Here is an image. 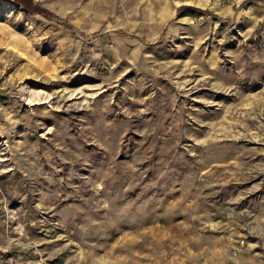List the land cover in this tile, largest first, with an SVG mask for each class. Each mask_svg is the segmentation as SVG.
I'll return each instance as SVG.
<instances>
[{"label":"rangeland","instance_id":"1","mask_svg":"<svg viewBox=\"0 0 264 264\" xmlns=\"http://www.w3.org/2000/svg\"><path fill=\"white\" fill-rule=\"evenodd\" d=\"M33 2L0 0V264H264V0Z\"/></svg>","mask_w":264,"mask_h":264},{"label":"trees","instance_id":"2","mask_svg":"<svg viewBox=\"0 0 264 264\" xmlns=\"http://www.w3.org/2000/svg\"><path fill=\"white\" fill-rule=\"evenodd\" d=\"M16 1H17V3H20L21 5L25 6L27 9H29L33 12L41 13L45 16L51 15V13L48 10H46V9L40 7L39 5L35 4L33 2V0H16Z\"/></svg>","mask_w":264,"mask_h":264},{"label":"built area","instance_id":"3","mask_svg":"<svg viewBox=\"0 0 264 264\" xmlns=\"http://www.w3.org/2000/svg\"><path fill=\"white\" fill-rule=\"evenodd\" d=\"M244 243H245V241L244 240H241L240 242L238 241V244H240L241 246H243L244 245ZM235 253H237V251L235 250Z\"/></svg>","mask_w":264,"mask_h":264}]
</instances>
